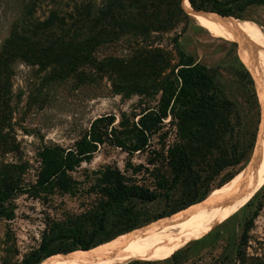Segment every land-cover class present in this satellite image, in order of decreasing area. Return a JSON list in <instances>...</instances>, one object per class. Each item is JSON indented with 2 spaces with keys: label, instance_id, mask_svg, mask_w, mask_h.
I'll return each instance as SVG.
<instances>
[{
  "label": "trees",
  "instance_id": "16d2710c",
  "mask_svg": "<svg viewBox=\"0 0 264 264\" xmlns=\"http://www.w3.org/2000/svg\"><path fill=\"white\" fill-rule=\"evenodd\" d=\"M43 1L30 0L22 6L8 36L0 41V223L15 219L14 201L19 196L47 203L56 194L75 195L79 188L72 173L83 162L91 161L101 146L158 156L160 160L149 164H164L165 160L173 178L171 184H164L162 179L160 187L151 189L130 181L118 169L99 171L100 210L93 215V226L80 218L51 219L46 222L39 248L23 264H41L52 256L90 251L204 201L210 195L209 183L214 177L247 164L257 143V129L245 139L238 105L225 94L207 66L192 57L182 58L176 65L166 64L170 72L164 79L161 48L146 45L154 35L168 33L192 20L183 8L184 0H67L65 5L52 0L55 8L42 20L36 14ZM189 2L196 11L237 18L250 7L264 6V0ZM116 47L136 57L116 56L112 50ZM22 61L48 70L52 80L74 76L90 83L109 75L113 88L126 86L139 97V104L132 112H121L118 123L115 115L97 118L73 147L54 145L39 150L36 179L29 182L26 175L31 162L10 163L5 158L19 151L13 127V88ZM244 71L254 86L249 70ZM154 76L162 78L153 83ZM253 93L259 108L255 90ZM257 116L261 123V107ZM168 120L176 132L164 153V142L160 151L153 140L159 137L164 141L160 136ZM237 174H231L217 188ZM204 186L209 190L189 196L183 206L168 214L108 233L116 223L139 213L129 207L132 201L153 203L160 197L159 190L168 194L170 188L192 195Z\"/></svg>",
  "mask_w": 264,
  "mask_h": 264
},
{
  "label": "rangeland",
  "instance_id": "374dc122",
  "mask_svg": "<svg viewBox=\"0 0 264 264\" xmlns=\"http://www.w3.org/2000/svg\"><path fill=\"white\" fill-rule=\"evenodd\" d=\"M29 1L0 0V41L8 36L10 25L18 17L22 6ZM58 3L65 5L67 0H59ZM54 6L52 0H44L36 16L44 20ZM184 10L188 13L185 8ZM233 18L253 20L264 28V6L250 7L241 14V18ZM122 44L124 42L120 43ZM146 45L161 48L163 55L160 60L164 62V79L170 72L165 69L166 64L176 65L182 58L192 57L207 66L225 94L238 105L243 116L242 132L245 139L248 140L254 129L258 130L260 116H257V111L262 108L261 98L264 92L251 73L254 86L247 78L244 71L246 66L240 60L238 44L214 37L192 19L188 23H180L168 33L154 35L152 39L146 40ZM112 50L120 57L129 54L120 47ZM134 57V54L128 55L127 59ZM48 73V70L29 66L22 61L18 64L14 79L13 127L19 151L5 158L10 163L29 160L32 166L26 175L29 182L36 179L39 150L54 145L73 147L80 134L97 118L115 115L118 123L121 112H132L139 104V97L134 91L126 89V86L123 89L113 88L109 75L100 76L88 83L86 79L74 76L64 80H52ZM161 78L154 76L151 82L157 83ZM136 82L139 83L137 79ZM253 90L256 92L258 104L260 103L259 108H256ZM169 121H165L167 126L160 136L164 137V141L159 137L153 140V145L160 151H163L164 142V153L166 146L175 139L176 128L169 126ZM156 160H160L158 156L149 155L147 152L129 154L110 145L101 146L91 161L83 162L72 173L79 188L75 195L56 194L47 203L27 195L19 196L14 201L15 219L0 223V264H23L39 248L46 222L51 219L80 218V221H85L92 227L95 221L93 215L100 210L97 184L98 172L103 169H118L130 181L146 188L156 189L162 179L164 184H171L173 175L165 160L164 164H149L156 163ZM244 166L245 164L229 168L214 177L209 183V194ZM134 167L139 171L134 172ZM263 188L250 200L249 205L243 207L230 220L202 240L189 242L178 248L169 258L153 261L131 257L122 264H264ZM209 189L204 186L189 195L181 189L170 188L168 194L159 190L160 197L153 203L132 201L129 207L135 208L139 213L132 219L116 223L108 229V233L113 234L134 223L168 214L183 206L190 197L201 195Z\"/></svg>",
  "mask_w": 264,
  "mask_h": 264
},
{
  "label": "bare ground",
  "instance_id": "6f19581e",
  "mask_svg": "<svg viewBox=\"0 0 264 264\" xmlns=\"http://www.w3.org/2000/svg\"><path fill=\"white\" fill-rule=\"evenodd\" d=\"M184 8L191 18L214 37L240 47V60L258 80L264 92V28L253 20L243 21L216 13L196 11L189 0ZM262 121L251 162L233 180L214 190L204 201L121 235L90 251L56 255L41 264H122L128 258L159 261L178 248L199 241L237 214L264 186V96Z\"/></svg>",
  "mask_w": 264,
  "mask_h": 264
},
{
  "label": "water",
  "instance_id": "95a60500",
  "mask_svg": "<svg viewBox=\"0 0 264 264\" xmlns=\"http://www.w3.org/2000/svg\"><path fill=\"white\" fill-rule=\"evenodd\" d=\"M260 124H261V123H259V125H258L256 142H257V139H258V134H259ZM255 147H256V143H255V146H254V149H253V152H252L251 158H252L253 155H254ZM251 158H250V160L247 162V164H245V166H244L239 172H242L243 170H245V169L247 168V166L249 165V163H250V161H251ZM237 173H238V172H237ZM238 174H240V173H238ZM231 180H233V179H231Z\"/></svg>",
  "mask_w": 264,
  "mask_h": 264
}]
</instances>
